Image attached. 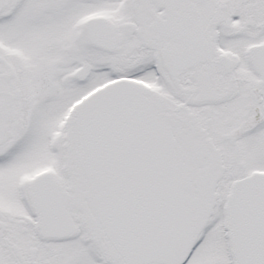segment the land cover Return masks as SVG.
<instances>
[{
	"label": "snow or ice",
	"instance_id": "obj_1",
	"mask_svg": "<svg viewBox=\"0 0 264 264\" xmlns=\"http://www.w3.org/2000/svg\"><path fill=\"white\" fill-rule=\"evenodd\" d=\"M0 264H264V0H0Z\"/></svg>",
	"mask_w": 264,
	"mask_h": 264
}]
</instances>
